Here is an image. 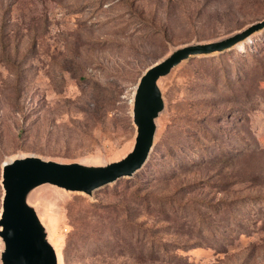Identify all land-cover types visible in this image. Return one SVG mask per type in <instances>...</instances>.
Returning a JSON list of instances; mask_svg holds the SVG:
<instances>
[{
    "label": "rangeland",
    "instance_id": "1",
    "mask_svg": "<svg viewBox=\"0 0 264 264\" xmlns=\"http://www.w3.org/2000/svg\"><path fill=\"white\" fill-rule=\"evenodd\" d=\"M263 17L264 0H0V211L3 161L120 159L149 67ZM156 84L152 143L132 174L24 191L43 244L55 264H264V26Z\"/></svg>",
    "mask_w": 264,
    "mask_h": 264
},
{
    "label": "water",
    "instance_id": "2",
    "mask_svg": "<svg viewBox=\"0 0 264 264\" xmlns=\"http://www.w3.org/2000/svg\"><path fill=\"white\" fill-rule=\"evenodd\" d=\"M262 26L264 17L222 40L177 48L149 67L140 76L133 95L132 121L136 131L133 148L120 159L94 167L43 159L36 155L3 161L0 211L3 264H55L54 251L43 244L34 216L24 202L23 193L29 186L48 182L67 189L88 192L119 177L132 174L146 159L152 143V118L162 103L156 84L157 77L190 54L225 48Z\"/></svg>",
    "mask_w": 264,
    "mask_h": 264
},
{
    "label": "trees",
    "instance_id": "3",
    "mask_svg": "<svg viewBox=\"0 0 264 264\" xmlns=\"http://www.w3.org/2000/svg\"><path fill=\"white\" fill-rule=\"evenodd\" d=\"M259 29V28H258ZM257 29V30H258ZM229 46H231V45H229ZM229 46H227V47H229ZM226 48V47H225ZM225 48H222V49H225ZM222 49H219V50H222ZM213 51H218V50H210V51H207V52H213ZM207 52H200V53H207ZM197 54V53H196ZM190 55H193V54H190ZM189 56V55H188ZM187 57V56H186ZM126 176H128V175H126ZM123 177V176H122ZM118 179V178H117ZM116 180V179H115ZM169 201H171V202H174V199H172V200H169ZM177 205H185L184 203L182 204V203H177ZM172 208H173V206H172ZM134 223H136V222H134ZM137 224H141L140 222L139 223H137Z\"/></svg>",
    "mask_w": 264,
    "mask_h": 264
},
{
    "label": "bare ground",
    "instance_id": "4",
    "mask_svg": "<svg viewBox=\"0 0 264 264\" xmlns=\"http://www.w3.org/2000/svg\"><path fill=\"white\" fill-rule=\"evenodd\" d=\"M9 160H12V159H9ZM7 161V160H6Z\"/></svg>",
    "mask_w": 264,
    "mask_h": 264
}]
</instances>
